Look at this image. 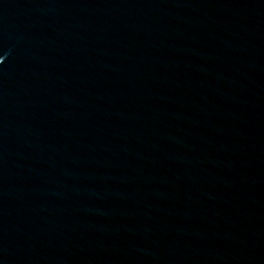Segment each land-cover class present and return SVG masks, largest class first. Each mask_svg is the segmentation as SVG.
<instances>
[{
  "label": "water",
  "instance_id": "95a60500",
  "mask_svg": "<svg viewBox=\"0 0 264 264\" xmlns=\"http://www.w3.org/2000/svg\"><path fill=\"white\" fill-rule=\"evenodd\" d=\"M0 264H264V0H0Z\"/></svg>",
  "mask_w": 264,
  "mask_h": 264
}]
</instances>
